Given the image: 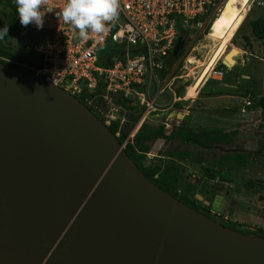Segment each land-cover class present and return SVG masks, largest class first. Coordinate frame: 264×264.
Here are the masks:
<instances>
[{
  "label": "water",
  "instance_id": "1",
  "mask_svg": "<svg viewBox=\"0 0 264 264\" xmlns=\"http://www.w3.org/2000/svg\"><path fill=\"white\" fill-rule=\"evenodd\" d=\"M0 264H264V236L167 193L78 97L0 61Z\"/></svg>",
  "mask_w": 264,
  "mask_h": 264
},
{
  "label": "rangeland",
  "instance_id": "2",
  "mask_svg": "<svg viewBox=\"0 0 264 264\" xmlns=\"http://www.w3.org/2000/svg\"><path fill=\"white\" fill-rule=\"evenodd\" d=\"M226 1L220 5V10L215 11L217 13L211 14V17L217 15L211 23L207 22L201 29L187 30L184 48L168 73L158 82H152L148 96L155 99L153 107L134 102L136 110L122 107L112 110V114L121 121L124 129L129 130L128 139L131 142L134 132L142 123L175 125L172 130L189 126V123L196 128H235V142L230 145L220 144L212 149L174 139H156L151 145L155 152L151 153L149 160L146 159L148 152L145 153L142 164L155 163L161 166L167 161L163 154L168 151L184 153L185 158H179L186 167L184 178L202 190V193H195V198L202 201L196 194H200L204 200L214 189L228 191L231 203L223 217H220L237 221L236 227L239 229L253 230L257 226L264 228V155L257 154L264 151V110L245 106L244 101L251 94L255 97L264 95V40L255 38L249 25L251 19L264 17V0H249L245 5L237 0L236 7L231 6L234 0ZM7 13L0 0V26L5 23ZM37 37L41 40L39 31L20 23L5 46L22 56H28L24 46L32 47L38 43ZM210 43L214 50L225 48L224 54L221 53L212 65L221 62L226 53L234 49L227 56V73L220 80L207 77L208 69L204 65L203 54ZM98 63L102 64V57ZM200 77H203V82L197 93H194L192 107H189L190 121H187V116L186 120H175L172 115L176 107L181 106L177 99L186 90L192 93L190 85L198 82ZM109 110L110 107L106 106L104 112ZM236 151H250L252 154L245 164L236 160L227 161L225 165L219 164L220 159ZM206 168H211L212 175L207 173Z\"/></svg>",
  "mask_w": 264,
  "mask_h": 264
},
{
  "label": "built area",
  "instance_id": "3",
  "mask_svg": "<svg viewBox=\"0 0 264 264\" xmlns=\"http://www.w3.org/2000/svg\"><path fill=\"white\" fill-rule=\"evenodd\" d=\"M224 1L120 0L119 17L108 25V31L90 33L87 40H82L78 30L57 17L66 0H50L47 7L53 11L45 14L43 28L28 25L41 33L38 43L24 46L29 53L25 58H29L30 63L0 58L76 97H83L82 102L102 116L108 125L117 120L112 110L122 108L113 102L112 94L153 107L155 99L148 95L152 82L161 79L156 68L165 66L180 35L179 30L201 29ZM100 57L101 65L98 63ZM218 64L222 63L210 67L208 78L220 80L225 76L227 67L223 64L224 69ZM251 102L250 98L245 99L246 105ZM106 106L110 107L107 113L104 112Z\"/></svg>",
  "mask_w": 264,
  "mask_h": 264
},
{
  "label": "trees",
  "instance_id": "4",
  "mask_svg": "<svg viewBox=\"0 0 264 264\" xmlns=\"http://www.w3.org/2000/svg\"><path fill=\"white\" fill-rule=\"evenodd\" d=\"M4 7L7 9L8 13L6 16L5 23L0 26V29L5 26L8 27V34L4 35L3 38H0V56L6 58H14L22 60L26 63H30L29 58L20 55L18 52L12 51L11 48L5 46V42L16 32L17 27L20 24L19 15L17 11V6L15 0H2ZM236 1L234 0L231 3L232 7H236ZM242 5H245L249 0H240ZM217 16V15H216ZM216 16H212L208 23H211ZM250 32L251 34L260 40H264V17H256L249 21ZM188 29H180V34L183 31ZM107 49V48H106ZM170 54V53H169ZM1 62L12 65L6 59H1ZM218 66L223 67V64H218ZM16 68H22L15 65ZM169 69V68H168ZM168 69L165 70L164 75L168 73ZM164 77V76H163ZM113 102L116 105L124 107L128 110H136L137 106L134 104V101L129 98H125L118 94H112ZM79 100L83 101V97L79 96ZM251 99L252 107H259L264 110V95L255 97L251 94L248 96ZM102 121L104 118L98 113L94 112ZM165 125V126H164ZM175 125H169L167 123L163 124H149L142 123L137 131L132 137V142L128 139L129 130H126L122 127L119 119L112 120L108 125V129L116 135L117 139L121 144H124V150L133 160V162L141 169V171L148 177L151 181L156 183L160 188H162L167 193L178 198L179 200L191 205L197 210L201 211L207 216L211 217L210 207L203 204L201 201L195 198V193H202L201 189H198L196 184H194L189 179L184 178L185 165L180 162V159L185 158V154L177 151H168L163 154L166 157V160L161 166L152 164H142V159L145 156V153L148 152L146 159H150L151 153L155 152L152 148V144L156 139L161 140H170L174 139L184 143H192L204 149H212L220 144L230 145L236 141L237 130L235 128L226 130L222 127L216 126H204V127H190V126H180L176 130H172ZM171 132V133H170ZM170 133V134H169ZM252 152L247 153H238L234 152L231 156H226L225 158L220 159L219 164L225 165L227 161L236 160L240 164H245L248 160V156ZM258 155H264L262 153H257ZM206 171L209 175L211 174V168H206ZM223 225L230 227L232 229L238 230L242 233H246L252 236H264V228L257 226L253 230L250 229H239L236 227L237 221L228 219L227 221H220Z\"/></svg>",
  "mask_w": 264,
  "mask_h": 264
},
{
  "label": "clouds",
  "instance_id": "5",
  "mask_svg": "<svg viewBox=\"0 0 264 264\" xmlns=\"http://www.w3.org/2000/svg\"><path fill=\"white\" fill-rule=\"evenodd\" d=\"M49 2L50 0H15L21 25L27 27L35 24L38 29H42L45 14L53 11L47 7ZM119 11L120 0H66L65 6L57 12V17L78 30L82 40H87L90 33L107 32L108 25L118 19ZM8 32L7 26L0 29V38Z\"/></svg>",
  "mask_w": 264,
  "mask_h": 264
},
{
  "label": "crops",
  "instance_id": "6",
  "mask_svg": "<svg viewBox=\"0 0 264 264\" xmlns=\"http://www.w3.org/2000/svg\"><path fill=\"white\" fill-rule=\"evenodd\" d=\"M204 55V54H203ZM205 56V55H204ZM200 66V65H199ZM203 82V77H200L198 82H194L190 85V89L192 93H189L188 90L177 99V102H180L181 106L176 107L175 114L172 115V117H175V120L180 121V120H186V116L188 118L187 121H190L191 118V111L189 113V107H192L191 104L193 103L195 99V94L197 93V90L199 86ZM179 100V101H178ZM190 127H194V125L189 123Z\"/></svg>",
  "mask_w": 264,
  "mask_h": 264
},
{
  "label": "flooded vegetation",
  "instance_id": "7",
  "mask_svg": "<svg viewBox=\"0 0 264 264\" xmlns=\"http://www.w3.org/2000/svg\"><path fill=\"white\" fill-rule=\"evenodd\" d=\"M247 97L245 99H247ZM244 103H245V101H244ZM245 106H251V105H246L245 104ZM204 200L208 201L209 203H212L214 201H219L220 202L219 208H221L222 211L217 210V212L213 213L212 210H214V209H212L211 206H209L210 207L211 217L216 219V220H218L219 222L221 220L222 221H227V219H223L220 216L223 217V213L228 210V208L230 206V203H231V196L229 197V192L228 191L222 192L220 189H214L208 194V197L206 199H204ZM201 202L204 204L203 201H201Z\"/></svg>",
  "mask_w": 264,
  "mask_h": 264
},
{
  "label": "bare ground",
  "instance_id": "8",
  "mask_svg": "<svg viewBox=\"0 0 264 264\" xmlns=\"http://www.w3.org/2000/svg\"><path fill=\"white\" fill-rule=\"evenodd\" d=\"M227 1H229V0H227ZM226 1V2H227ZM226 2L224 3V6H225V4H226ZM212 25V24H211ZM219 38V37H218ZM221 38H219V40H220ZM207 47H208V50L204 53V57H205V60H204V65L207 67V69L209 70L210 69V67L212 66V64H213V62L217 59V58H219V56H220V54L221 53H223L224 54V52H225V48H222V49H220V51L217 49V48H215V50H214V47L212 46V44L210 43V44H208L207 45ZM210 56V57H209Z\"/></svg>",
  "mask_w": 264,
  "mask_h": 264
}]
</instances>
